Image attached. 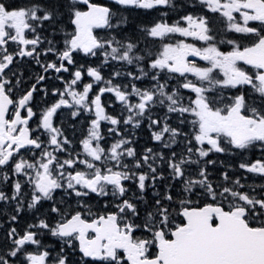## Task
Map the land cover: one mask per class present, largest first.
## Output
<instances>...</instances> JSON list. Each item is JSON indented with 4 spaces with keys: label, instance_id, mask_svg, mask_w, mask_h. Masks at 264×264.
Here are the masks:
<instances>
[{
    "label": "snow or ice",
    "instance_id": "1",
    "mask_svg": "<svg viewBox=\"0 0 264 264\" xmlns=\"http://www.w3.org/2000/svg\"><path fill=\"white\" fill-rule=\"evenodd\" d=\"M0 264H264V0H0Z\"/></svg>",
    "mask_w": 264,
    "mask_h": 264
},
{
    "label": "flooded vegetation",
    "instance_id": "2",
    "mask_svg": "<svg viewBox=\"0 0 264 264\" xmlns=\"http://www.w3.org/2000/svg\"><path fill=\"white\" fill-rule=\"evenodd\" d=\"M0 235H2V233H0Z\"/></svg>",
    "mask_w": 264,
    "mask_h": 264
}]
</instances>
